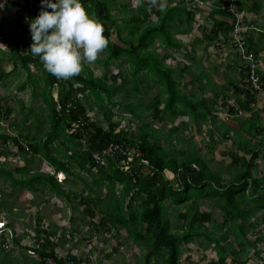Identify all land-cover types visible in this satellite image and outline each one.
<instances>
[{"label": "trees", "instance_id": "16d2710c", "mask_svg": "<svg viewBox=\"0 0 264 264\" xmlns=\"http://www.w3.org/2000/svg\"><path fill=\"white\" fill-rule=\"evenodd\" d=\"M22 1L21 8L5 25L0 20V42H15L8 53L0 49V85L7 87L6 78L16 74L17 65L22 68L26 72L27 81L19 82L16 88L22 90L29 85L32 96L40 97L44 107L39 108L46 113L48 128L41 130V114L31 106L22 109L21 120L12 121L13 109L7 102L1 104L3 97L0 96V129H3V121L8 123V132L0 133L2 153L8 152L12 145L16 146L20 157L25 161V165L13 170L0 168L3 180L14 187H26L33 191L47 187L64 201L76 198V193L71 189L65 190L64 183H58L53 176L44 171L33 173L29 169V165L40 156L43 160L42 168L53 167L68 175L65 183L73 186L78 185L77 182L82 183L79 202L84 207L83 214L89 217L90 234L98 235L103 232L111 235L118 227H122L127 236L143 248L146 264H178L181 247L199 240L212 243L217 250L218 258L212 260V264H245L247 247H256V241L247 238L249 228L246 223H250L249 227L256 228V218L253 222L249 221L256 212L264 208V174L258 176L256 173L258 158L264 159V126L261 125V117L257 115L252 130H246V141L241 140L245 130H240L239 135L235 132L239 136L237 146L240 150L230 154V164L240 167V170L230 180H225L220 172L214 173L209 161L199 156V149L194 144H190L187 150H171L162 143L164 135L159 130L146 125L140 133H135L134 129L119 128V122L112 120L115 114L111 107H121L119 102L112 99L116 93L121 92L128 97L127 104L122 108L139 118L140 107L135 100L142 99L138 96L154 86L158 87V92L145 105L147 110L152 111L155 119L163 121V113H167L170 119L182 115L201 120L208 117L210 109L204 110L202 114L198 113L199 108H203L205 104L204 100L195 102L192 99L194 95L185 96L181 92L179 80L183 77L179 76L182 74L175 77L173 68L165 64L168 55L162 57L150 48L158 41L165 48L181 49L182 44L175 36L192 30L194 18L204 0H175L177 4L166 6L163 11L152 6L150 0H136V6L130 9L128 4H121V0H83L88 12L103 24L104 34L109 39L104 57L97 61L105 68L112 65L122 67L126 63L128 69L124 71L121 68L111 76L107 73L96 76L84 62L81 73L66 80L47 72L40 58L31 54L30 46L33 41L30 19L36 17L43 6L41 0ZM214 1L217 4L209 12L211 28L201 38H194L193 43L212 42L218 38H222L225 43L230 41L234 25L232 16L221 9L223 2ZM252 1L249 5L248 0H238V11L246 10L257 14L264 1ZM6 3L12 4L10 0ZM114 9L121 15V22L111 14ZM152 15L156 16V21L151 19ZM223 17L230 18L231 21L222 19ZM258 26L264 31V22H259ZM250 32L254 31L247 32L246 41L258 58V44L263 40L264 33L257 32L260 38L254 42ZM112 33L120 43L110 41ZM6 55L13 66L9 72L2 65ZM183 56L191 61L195 59L190 51H184ZM32 67L41 71L42 79L38 75H32ZM189 68L184 66L181 73ZM244 71V68L240 71L244 79L241 84L246 87L241 88L234 77L228 79L227 87L233 88L235 93L244 94L243 100L237 99V105L249 112L256 101L257 91L250 87L246 80L248 74ZM258 75L264 89V73L260 70ZM202 78H205L204 73ZM144 79L147 84L141 88L140 83ZM16 101L23 104L21 99ZM104 101L111 106L103 105ZM213 101L216 104L219 101L224 107L228 105L219 98ZM95 106L103 109L108 125L106 129L88 116V111ZM229 111L236 113L237 108L230 106ZM226 128L221 133L222 138L232 139V128ZM259 135V144L252 145V139ZM210 138H213L212 132ZM27 145L28 150L25 149ZM242 151L246 154L243 155ZM248 154L249 157L246 156ZM104 159L105 163L102 162ZM167 171L173 178L166 177ZM14 172L20 176L16 177ZM83 173L88 175L84 176ZM92 185L96 188L95 192ZM84 191L89 193L85 195ZM0 197V210H4L8 207L7 199L12 198L13 194ZM203 198L213 199L223 211L221 223L214 221L211 212L200 210ZM167 201L173 206L186 208L176 215L175 226L168 214ZM261 219L264 220V212ZM41 222L42 219L38 216V228L29 235L34 240L44 239V243L34 250L38 256H49L57 264H85V260L79 261L70 254L58 259L55 255L56 243L62 239L69 240L70 236L62 233L60 237H56L55 229L47 233L40 229ZM75 232L76 229L72 230L71 235L74 236ZM232 236L233 241L230 240ZM2 238L0 264H14L10 254L15 251L14 246H20L21 236L15 235L12 230L13 244L8 245V249ZM257 239L264 241L260 236ZM20 248L24 249V256L27 257L30 248ZM35 255L31 258L34 264H45L44 261L37 260L38 257L34 258Z\"/></svg>", "mask_w": 264, "mask_h": 264}, {"label": "rangeland", "instance_id": "374dc122", "mask_svg": "<svg viewBox=\"0 0 264 264\" xmlns=\"http://www.w3.org/2000/svg\"><path fill=\"white\" fill-rule=\"evenodd\" d=\"M120 2L121 4H128V9L134 8L136 6V0H121ZM162 2H164L166 6H173L177 4V1L175 0H162ZM22 4V0H16V3L12 6L7 4L8 6L6 5L5 10V0H0V20L2 21L3 25H5V22L11 19V17L19 8H21ZM199 10L200 11L197 12L192 24L194 28L193 31L195 32L192 31L189 35L175 36L182 44L181 49L165 48L161 46L158 41H155L150 48L154 49L162 57L168 55V57H166L165 64L173 68V74L175 77L182 74L179 76V78H183H181V80L178 79L180 82L179 88L181 92L185 96H189L190 94L194 95L192 99L195 100V102H200L201 99L204 100L205 104L203 105V108H199L198 113L202 114L204 110L210 109L208 117L205 118V120H201L197 117L192 118L189 115H182L177 118L170 119L168 118L167 113H163V121L155 119L152 111L147 110L145 105L158 92V87L154 86L151 90L138 96V98L142 97V99L135 100V103L140 107L138 110L140 113L139 118L134 117L132 114L126 112L122 108L123 105L127 104L129 100L128 97L121 92L116 93L112 99L116 102H119L121 107H111L112 112L115 114L112 120L119 122V128L134 129L135 133H140L146 125L159 130L164 135V137L161 139L162 143L171 150H187L190 144H194V146L199 149V156L209 161L208 164L211 170L214 173L220 172L224 176L225 180H230L232 176L240 170V167L230 164L231 161L228 160L230 156H227V153L229 152L240 150L238 149V144L236 145V143H233L234 140L237 141L239 138V133L235 130H239L241 127L240 130H245L246 133V130H252V124H255V121L253 119L249 120L246 118L245 115H247V113L244 111L239 115V117L233 118L230 116L233 114L229 111V107L235 106V104H237L236 98L239 97L233 88L226 90L221 86H216L215 90H212L210 85H205L202 82H199V80L196 82L195 75L202 71L201 67L208 70L212 79L211 81L217 82L218 85L224 82L226 83L228 78L236 76V72L226 69L222 62L218 61L217 58L215 59L211 57L210 55L214 54V51H208V49L204 48L203 45H198L195 47V62H191L190 59H186L183 56L184 51L190 50L193 35L197 34L196 28L199 30L202 28L209 30L212 24V20L208 18V15L200 14L204 9L199 8ZM111 14L116 16L119 22H121V15L118 14L116 9H114ZM243 17L245 18V21H248L247 14L243 13ZM151 19L153 21L157 20L155 15H152ZM110 41L120 43L114 33L111 34ZM14 43V41H11L10 44L8 43V45L5 43H0V49L8 53L11 47L14 46ZM224 48L231 52L233 59H235V57L237 58L235 53L232 51L230 41L227 44H224ZM105 53L106 51L103 50L100 53L98 59L102 60ZM7 57V55L4 56V62L2 65L4 69L6 66V69L10 70V68L13 66L7 60ZM7 61L9 63H6ZM234 62L236 61L234 60ZM85 63L89 66V70L92 71L96 76H101L104 73H107L108 76H111L116 74L121 68L124 71L128 69V65L126 63L123 64L122 67L112 65L109 66V68L103 67V65L98 61L92 64L87 62ZM184 66H189L190 68L184 73H181ZM32 75H38V78H41L43 74L35 67H32ZM139 76H141V74ZM146 79L140 83L141 88L146 86ZM190 80L192 84L189 83ZM26 81V72L17 65L16 74L6 78L8 86L6 87L0 85V96L3 97L1 104L7 102V104L13 109L11 117L12 121L21 120L22 109L31 106L36 111L40 112V117L43 119V123L40 124V128L41 130L45 131L48 128V122L45 117L46 113L39 108L40 106L44 107L40 97L32 96L29 85H26L25 89L22 90L16 88L19 82ZM41 83L42 82H40V84ZM39 89L40 87H38L37 92H39ZM215 98H219L221 101L227 100L228 105L226 107L221 106L219 101L217 104L214 103L213 100ZM16 99H21L23 104L21 105L19 101H16ZM103 105H109V107L111 106L106 101L103 102ZM160 107L162 108L163 105ZM88 116H90L93 121L103 128L106 129L108 127L102 108L95 106L92 110L88 111ZM228 124L229 127L231 126L230 124H233V126H231L233 130L232 133H230L232 135V139L225 140L222 138L221 133L224 129H227L226 127H228ZM1 125H3V129H0V133L8 132V123L3 121ZM236 125H238L239 129L234 127ZM211 132L213 133V138H210ZM235 132L238 133V135ZM241 140L246 141L244 134L241 136ZM258 144V141H252V145ZM2 152V145L0 143V168L5 170H13L18 166L25 165V161L22 159V157H20V153L16 146L12 145L8 148V152ZM242 154L245 155V151H242ZM246 156L250 155L248 154ZM224 161H226V163H223ZM102 162L105 163V159L102 160ZM257 162L259 165L256 169V173L259 176L264 174V159L259 157ZM42 165V158L37 156L35 162L29 165V169L33 173H37L38 171H44L47 173L49 170H54L52 167L42 168ZM165 174L167 178H173V175L169 173V171L165 172ZM14 175L16 177L20 176L16 172H14ZM83 175L87 176L88 174L83 173ZM77 183L79 184L76 186H73L69 183L64 184L65 190L71 189L77 194V197L72 201H64L59 197H56L47 187L39 188L37 191L29 190L26 187H14L11 185V183L5 182L3 180V175L0 174V194H13L12 198L9 200L7 199L8 207L6 206V209L0 210V219H5V223L8 222V225L10 224V228H7L5 231V237H9L10 233L12 232L11 230H14L15 235L21 236V246L29 247L28 237L30 234L35 232L36 228H38V216L42 219L40 229L48 227L50 231L51 229H55V227L59 228V231L56 230V237H60L63 229L64 231H70L72 227L71 222L73 221L71 220L72 216L76 221H78L77 223H74L78 226V236L80 237V243H75L78 246L77 249H79L80 254L83 255L85 249L90 248L89 251L93 256L90 259L92 264L99 262L100 264H104L103 262H106V264H146L144 258L145 252L143 248L136 244L131 238H129L126 231L122 227H118V229L114 230L113 234L111 235H106L103 232L98 233V235L90 234L91 225H88L87 223L89 221V217L83 214L84 207L79 202L80 197L82 196L81 187L83 185L81 182ZM92 190L93 192L96 190L93 185ZM87 193H89V191H84L85 195ZM93 195L95 194L93 193ZM166 204L168 208V214H170L171 223L173 226H175L177 223L176 215L179 214V212L186 210V208L173 206L169 201H167ZM200 210L211 212L214 221L217 223H221L223 221V211L213 202V199L203 198L201 201ZM263 212L264 208L256 212L253 218L249 221L253 222L256 218L258 221V226L256 228H251L249 227L250 223H246V227L249 228L247 238L251 241H256V247H247L248 255L245 264H264V241L257 239L259 236L264 238V220L261 219V214ZM79 221L82 223L79 224ZM3 236L4 235H1L0 239ZM54 239H56L55 236ZM230 240L233 241V236L230 237ZM71 242H73V240L62 242L59 241L58 244L62 248L65 245L73 247L72 245L75 244ZM205 246H207L206 249L204 248ZM15 251L16 252H11L10 254L12 259H15L14 264H34L33 260L31 259L33 257L30 256V253H26L28 255L25 257L26 255L24 256L25 253L23 250L16 249ZM216 251L217 250L215 249L214 245L212 243L209 244L205 240L184 244L180 249L178 264H212L211 261L218 258ZM66 253L64 252L60 254ZM108 253L110 255L106 257L105 255ZM230 260L231 257H229L228 261Z\"/></svg>", "mask_w": 264, "mask_h": 264}, {"label": "clouds", "instance_id": "9594fccd", "mask_svg": "<svg viewBox=\"0 0 264 264\" xmlns=\"http://www.w3.org/2000/svg\"><path fill=\"white\" fill-rule=\"evenodd\" d=\"M150 2L161 11L166 8L162 0H150ZM41 3L43 7L40 13L30 19L33 41L30 46L31 54L38 56L45 70L58 79L66 80L80 74L83 63L96 62L100 53L109 44L103 24L88 12L83 0H41ZM220 7L223 9L222 5ZM230 43L232 46L231 33ZM25 149L28 150V145ZM49 172L47 171L60 184L66 180V173L63 171L54 169ZM7 228H10L8 222L4 230L6 231ZM5 231L0 232V236L2 233L4 235L3 240L8 238L5 237ZM20 246L18 249H21Z\"/></svg>", "mask_w": 264, "mask_h": 264}, {"label": "crops", "instance_id": "0c3cea01", "mask_svg": "<svg viewBox=\"0 0 264 264\" xmlns=\"http://www.w3.org/2000/svg\"><path fill=\"white\" fill-rule=\"evenodd\" d=\"M7 1L8 0H5V10H6V5L7 4H9V5L12 6V5H14L16 3V0H10L12 2V4L6 3ZM252 2H253L252 0H248V4L249 5H251ZM215 4H217V3L214 0H204V2L202 4L203 6L201 5V7H200L201 9H204V10L201 11L200 14H206V15H208V18L211 19V17L209 16V12H210L212 6H216ZM243 13L247 14V16H248V21L247 22L249 23V25L251 24V25H253V26L257 27V28H261L260 26H258V23L259 22H262V23L264 22V4H263V7H262L261 11H259L257 14L256 13H253V12L246 11V10H243ZM251 17H253V18H251ZM222 19L228 20L229 22L231 21L230 18L223 17ZM210 28H211V26H210ZM193 29L194 28L192 26V30L189 33L180 34L178 36L189 35L193 31ZM196 30H197V34L196 35H193V40H194V38H201L202 35L205 34V32H208L209 31V30H206V28H202L201 30H199V29L196 28ZM193 32H195V31H193ZM251 34L253 36L254 42H256L258 40V38H260V34L259 33L250 32V35ZM262 37H263L262 38L263 40L260 41V43L258 44V47H259L258 48L259 49L258 58H259V61H260V70H261L262 73H264V36H262ZM193 40H192V43L190 45V50H186V51H190L191 54L194 56V58H195V54H194L195 47L198 46V45L199 46H202L203 45L204 48H207L208 49V51H214V54H211L210 56L213 57V58H215V59L217 58L218 61L222 62L224 64V66H225L226 69L236 72V76H233V77L237 80V82H238V84H239V86L241 88L246 87V85L241 84L242 83V80H244V79L242 78V75H241L242 73H240L241 69H243L242 66H241V64H240V61L236 57H235V59H233V55L231 54V52L227 51L224 48V44H227V43H225L224 41H222V38H218V40H215V41H212V42L203 41V42L193 43ZM229 40H230V37H229ZM217 51H219V52H217ZM215 52H217V53H215ZM234 60L236 62H234ZM191 62H195V59L193 61H191ZM6 63H9V62H6ZM201 68H202V71L199 74H196L195 75V76H197L196 77V82L199 80V82H202L205 85H210L211 88H212V90H215V87L216 86H221L222 88H224L226 90L229 89V88H231V87H227V86H229L228 85V79H230V78L227 79L226 83L224 82V83L218 85L217 82H212L211 81L212 79L210 77V73L208 72V70L204 69L203 67H201ZM5 70H6V72H9L11 70V68H10V70H7L6 69V66H5ZM196 73H198V72H196ZM202 73H204L205 78H202ZM233 77H231V78H233ZM189 83L192 84L191 80L189 81ZM7 85H8V83H7ZM224 85H225L226 88L224 87ZM237 95H239V97L236 98V102H237V99L238 100H243L245 98L244 97V94H242L241 92L237 93ZM226 102H227V100H226ZM235 106L237 108V112L236 113L233 112L232 113L233 115H230L233 118L239 117V115L243 112L242 109L238 108V105L237 104H235ZM235 106H234V108H235ZM244 112H246V111H244ZM246 113H247V115H245L246 118H248L249 120L253 119L254 121H256V116L259 115L261 117V125L264 126V94H262L261 92H259V93L256 94V101H255V103L251 105L250 111L249 112H246ZM230 125L233 126V124H230ZM227 126H229V124ZM231 126H230V128H232ZM234 127H236L237 129H239L238 128V125H236ZM240 129H241V127H240ZM240 129L239 130H235V131H238L239 132ZM232 130H233V128H232ZM243 134H244V138L246 140V138H248V137H246L247 136L246 133H243ZM260 136L261 135H259L258 138H253L252 141H258V142H260V140H259V137ZM238 142H239V138H238L237 141L236 140L233 141V143H236V145L238 144ZM232 153H234V152L227 153V156H230V154H232ZM247 157H249V156H247ZM228 160L231 161V157ZM67 177H68V175H66V180H67ZM65 181L63 183L64 184H68L67 182L65 183ZM54 195L56 196V194H54ZM71 220H73V221L71 222L72 227H71L70 231L69 232L68 231H64V229H63V232H62L64 234L67 233V236H70V239L69 240L62 239V240H59V241L62 242V241H70V240H73V242H71L73 244L80 243V240H79L80 237L78 236L79 235L78 226H77V224L76 225L74 224V223H77L78 221H76L75 218L72 217V216H71ZM80 223H82V222L79 221V224ZM88 225H89V223H88ZM74 229H76V232H75L74 236H72L71 235V232ZM55 230L59 231V228H56L55 227ZM87 242H88V240H87ZM72 246L73 247H70L68 245H65L62 248L58 243H56L55 252L58 255H60V256H63V255L65 256L67 254H70V255L75 256L79 261H83L84 262V260H85V262H84L85 264H92L90 259L93 256L91 255V253L89 251L90 248H86L85 251H84V254L82 255V254H80V250L77 249L78 246L76 244L75 245H72ZM20 250H24V249L21 248ZM12 252H16V251H12ZM64 252L65 253L67 252V253L66 254H60V253H64ZM109 255L110 254L108 253L105 256L108 257ZM14 261H15V259L12 260V262H14ZM103 263L106 264V262H103ZM96 264H100V262L99 263H96ZM124 264H126V263H124Z\"/></svg>", "mask_w": 264, "mask_h": 264}, {"label": "built area", "instance_id": "2783aa9c", "mask_svg": "<svg viewBox=\"0 0 264 264\" xmlns=\"http://www.w3.org/2000/svg\"><path fill=\"white\" fill-rule=\"evenodd\" d=\"M223 2L222 8L228 11L233 19V29L231 31V42L233 46V51L238 57L241 66L244 68V73L248 74L246 80L250 83V87L257 92H261L264 94V89L262 87L261 82L259 81L258 72L260 71V61L259 58L255 55V52L252 48L249 47L246 41V34L250 30H255L256 32H263L262 29L254 27L252 25H247L244 21L243 12L238 11V0H220ZM227 2V4H225ZM59 108V106H57ZM98 158V156H96ZM6 223L4 220L0 219V232L5 231L4 228ZM46 231H49L48 227L44 228ZM44 236V235H43ZM53 239V238H52ZM6 248L8 249V245L12 246V237L11 233L9 237L5 240ZM44 243V239L34 240L31 236L28 237V245L30 250L28 253L30 255H35L38 260H42L45 264H57L56 261L49 256H38V253L34 252L36 248H39ZM20 244V243H19ZM21 245V244H20ZM15 250L19 248V246H14ZM55 255L58 259L61 257L55 252ZM66 261V260H65ZM72 262H65V264H71Z\"/></svg>", "mask_w": 264, "mask_h": 264}]
</instances>
